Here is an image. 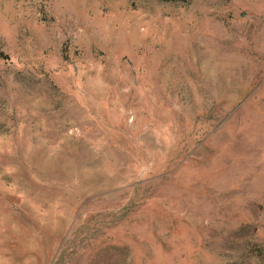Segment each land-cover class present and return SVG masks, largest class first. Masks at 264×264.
Listing matches in <instances>:
<instances>
[{"label": "rangeland", "instance_id": "rangeland-1", "mask_svg": "<svg viewBox=\"0 0 264 264\" xmlns=\"http://www.w3.org/2000/svg\"><path fill=\"white\" fill-rule=\"evenodd\" d=\"M0 264H264V0H0Z\"/></svg>", "mask_w": 264, "mask_h": 264}]
</instances>
